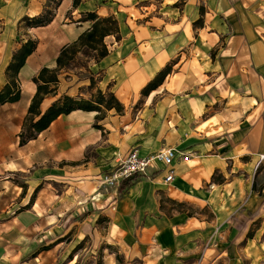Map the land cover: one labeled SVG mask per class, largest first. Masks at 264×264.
<instances>
[{
  "label": "crops",
  "instance_id": "0c3cea01",
  "mask_svg": "<svg viewBox=\"0 0 264 264\" xmlns=\"http://www.w3.org/2000/svg\"><path fill=\"white\" fill-rule=\"evenodd\" d=\"M20 1L0 31V92L22 43L38 47L19 73L21 100L0 106V206L4 213L21 200L10 218L34 222L0 241V264H56L58 246L39 249L67 234L92 236L142 264H264V0H164L154 15L138 0H83L77 8L64 0L50 25L32 29L21 22L43 14L46 0ZM89 13L115 17L120 40L106 38L109 55L91 67L93 89L85 77L62 76L41 110L63 95L101 91L115 95L123 114L107 111L97 129V112L75 111L21 147L33 79L56 68L61 49L91 27L81 21ZM168 66L163 85L143 96ZM167 148L177 154L173 182L157 165L121 197L103 185L102 174L130 151L147 157ZM92 149L97 157L86 160ZM206 208L210 222L190 215ZM65 264L79 262L70 256Z\"/></svg>",
  "mask_w": 264,
  "mask_h": 264
},
{
  "label": "trees",
  "instance_id": "16d2710c",
  "mask_svg": "<svg viewBox=\"0 0 264 264\" xmlns=\"http://www.w3.org/2000/svg\"><path fill=\"white\" fill-rule=\"evenodd\" d=\"M63 1L46 0L43 14L34 18L25 17L21 23L25 25V29L50 25ZM82 1L74 0V8H77ZM81 21L90 22L91 27L81 34L75 42L61 49L57 58L56 68H43L33 79L37 86V92L32 99L28 116L19 136L21 147L36 140L40 134L48 130L63 115H69L75 111L97 112L99 115L96 118L97 124L95 127L102 129L98 123L106 118L107 111L115 110L119 115L124 112V107L114 94H104L101 91L93 94L91 99L63 95L53 102L45 112L41 110V106L47 97H56L58 95L62 76H65V79H71L74 75L78 76L80 80L85 77L90 81V88L93 89L96 85V80L91 67L100 63L109 55V48L105 43L106 38L115 36L117 40H120V25L113 16L101 18L96 13H89ZM37 47L38 41L29 39L23 42L21 48L14 53L12 61L6 70L7 84L0 92V106L8 103H17L21 100L22 92L19 84V73ZM171 72L172 67L168 66L159 73L144 89L143 96H149L162 86ZM139 178L135 176L123 181L118 187V195L121 197Z\"/></svg>",
  "mask_w": 264,
  "mask_h": 264
},
{
  "label": "rangeland",
  "instance_id": "374dc122",
  "mask_svg": "<svg viewBox=\"0 0 264 264\" xmlns=\"http://www.w3.org/2000/svg\"><path fill=\"white\" fill-rule=\"evenodd\" d=\"M140 2L139 6L148 7L152 15L158 13L157 11L164 3V0H138ZM14 0H0V31L4 29L3 22H12L16 19L17 7L13 5ZM20 4H23V1H20ZM145 10V9H144ZM148 10V11H149ZM146 11V12H148ZM106 18V17H101ZM25 29V25L23 26ZM24 34V31L20 33V35ZM17 44V40H15ZM89 62V61H88ZM91 63V62H90ZM89 63V64H90ZM97 157L95 150H89L86 153V160H94ZM120 162V161H119ZM119 162L116 163V166L111 170H107L102 174V182L106 188L117 190V188L113 186H109L105 184L104 179L106 176H109L113 173L116 168L119 166ZM7 204V211L3 213L5 206H0V230L5 232L1 235L2 241H8L12 237H14L13 228L15 226L23 227L25 225H30L31 222H34V218L31 215H27L23 217L22 221H18L20 219L10 218L13 214H18L21 210V200H17L15 202H11L13 204ZM13 205V207H10ZM69 204H63L61 207L56 208L57 211L61 212L62 209L68 208ZM174 210H178L180 206L176 205L175 207H168ZM188 211V210H187ZM202 215L206 222H210V210L208 208L204 210H198L196 212H191L190 215ZM62 223V220H61ZM66 225V223H63ZM100 228L105 230L107 228L108 221L107 220H99ZM99 226V225H98ZM102 230V232H103ZM30 236V233L28 234ZM82 240V241H81ZM100 240V239H99ZM44 241V246L39 249V251H47L53 247H57L54 249V256L56 259V264H65L68 257H73L77 259L79 264H104L105 258H109L111 256H115L114 264H142L140 258L134 259L133 261H127L125 256L119 251V248L113 246H106L103 243H95L92 236L80 238L75 234H67L66 236L56 235L55 241L53 245H49L46 247V243L50 242ZM131 259V258H130Z\"/></svg>",
  "mask_w": 264,
  "mask_h": 264
},
{
  "label": "built area",
  "instance_id": "2783aa9c",
  "mask_svg": "<svg viewBox=\"0 0 264 264\" xmlns=\"http://www.w3.org/2000/svg\"><path fill=\"white\" fill-rule=\"evenodd\" d=\"M176 156V152L170 148L147 157L140 156L136 150L130 151L120 162L118 168H116L112 174L105 177L104 182L109 186L118 188L123 181L135 176L146 177L152 169L155 170L157 165H163L169 168L165 183H171L174 181V169L172 165Z\"/></svg>",
  "mask_w": 264,
  "mask_h": 264
},
{
  "label": "bare ground",
  "instance_id": "6f19581e",
  "mask_svg": "<svg viewBox=\"0 0 264 264\" xmlns=\"http://www.w3.org/2000/svg\"><path fill=\"white\" fill-rule=\"evenodd\" d=\"M30 89V88H29ZM31 91V90H30ZM143 186V185H142ZM137 192V191H136ZM141 192H142V190H141Z\"/></svg>",
  "mask_w": 264,
  "mask_h": 264
}]
</instances>
